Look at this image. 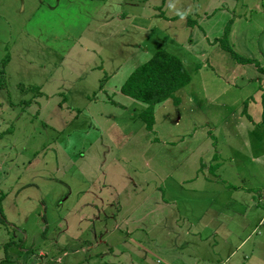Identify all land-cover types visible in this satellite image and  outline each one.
<instances>
[{"label": "rangeland", "instance_id": "1", "mask_svg": "<svg viewBox=\"0 0 264 264\" xmlns=\"http://www.w3.org/2000/svg\"><path fill=\"white\" fill-rule=\"evenodd\" d=\"M158 48L190 81L148 130L119 88ZM262 94L264 0H0V264H132L136 217L144 246L229 228L224 264H264Z\"/></svg>", "mask_w": 264, "mask_h": 264}, {"label": "crops", "instance_id": "2", "mask_svg": "<svg viewBox=\"0 0 264 264\" xmlns=\"http://www.w3.org/2000/svg\"><path fill=\"white\" fill-rule=\"evenodd\" d=\"M4 1V0H1ZM129 5V4H128ZM127 5V6H128ZM102 5L98 6V11L101 9ZM124 14V13H123ZM123 14H115L117 22L123 20ZM151 19V16L149 17ZM150 20L139 16L138 20L135 22L134 26V32L135 33H144L149 29L148 22ZM156 49H154L155 51ZM154 51L151 53L153 55ZM149 56V58L151 57ZM159 206L163 209H166L167 203L164 202V199L159 201ZM228 206V205H227ZM252 206H247V208L250 209V214L244 215L241 217L244 224V231L246 230V225L251 223L253 220L257 218L256 225L252 227V231L254 232L260 223L264 219V214L259 217L258 212L254 210ZM256 213V214H255ZM257 215V216H256ZM123 222V226L125 223ZM145 222H148L147 218H141L138 219L133 218L128 221L129 224H133V230L132 232H129L128 239L131 240V245L129 246V254L130 257H132V264H155L154 261L157 260V264H224L227 263V258L234 256L235 252L242 250L243 246L247 244V240H250V235H241L239 237L233 236V238L236 239L235 243H231L230 240H232V236L230 234L229 228H227V234L222 233V237L220 241L217 243L215 241L216 237L219 235V232L215 231L211 235H207L205 237L200 236L198 238L197 235H195L197 238L196 243L198 244V247L196 248H189L182 253L180 251L185 246L184 241H181V239L174 241L171 248L167 247L166 249L160 248V247H150V243L147 245H143L141 240L144 238L146 240L151 237V232L149 231L150 225H146ZM140 224V225H138ZM126 227V226H124ZM188 228V227H187ZM143 229V232H140L139 236L136 238V236H132L136 230ZM113 232H111L109 235H112ZM189 236L188 232L186 231L184 233V237ZM141 237V238H140ZM140 238V239H139ZM243 238V239H242ZM194 239V238H192ZM227 240V241H226ZM181 242V243H180ZM106 244V243H105ZM199 244L205 245L204 250H202L199 247ZM253 247V246H251ZM225 256V259L223 261H220L222 257ZM218 262V263H217ZM234 264H242L240 262L234 263Z\"/></svg>", "mask_w": 264, "mask_h": 264}, {"label": "trees", "instance_id": "3", "mask_svg": "<svg viewBox=\"0 0 264 264\" xmlns=\"http://www.w3.org/2000/svg\"><path fill=\"white\" fill-rule=\"evenodd\" d=\"M226 34H228V29ZM223 49L238 62H253L240 58L231 51L230 47L225 46ZM189 81L190 76L182 62L176 56L158 48L145 63L130 73L119 88V92L127 98L147 105L148 108L144 110L143 118L146 121V129L149 130L153 123L152 107L172 99L174 93ZM261 105V124L264 126V94L261 97Z\"/></svg>", "mask_w": 264, "mask_h": 264}]
</instances>
